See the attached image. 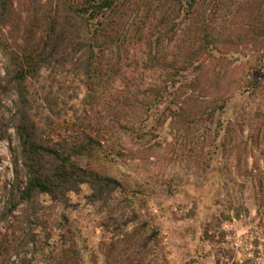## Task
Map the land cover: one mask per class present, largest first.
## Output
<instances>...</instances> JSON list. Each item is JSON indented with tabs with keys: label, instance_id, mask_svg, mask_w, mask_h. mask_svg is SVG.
<instances>
[{
	"label": "rangeland",
	"instance_id": "obj_1",
	"mask_svg": "<svg viewBox=\"0 0 264 264\" xmlns=\"http://www.w3.org/2000/svg\"><path fill=\"white\" fill-rule=\"evenodd\" d=\"M261 11L264 14V0ZM228 33L234 42H219L210 56L200 58V70L202 78L219 82L212 88L229 101L212 119L190 123L177 133L171 114L180 110L143 93L160 87L167 95L173 89L166 71L144 68L143 44H135L128 59L121 60L115 82L105 76L92 92L83 85L68 89L77 97L65 100L66 117L71 120L75 110L77 123L103 136L97 154L75 160L121 183L107 201H91L92 190L83 184L68 194L67 205L41 195L39 218L30 216L31 224L24 204L14 212L13 224L10 217L4 220L13 174L10 142L0 140V238L26 241L29 251L35 239L33 264H108L110 252L124 253L119 248L124 228H105L104 222L110 214L123 222L134 211L138 223L146 221L158 231L159 245L146 259L153 264H264V60H258L264 51L249 39L238 40L237 29L230 28L222 38ZM176 44L164 45L163 60H172ZM118 60L107 52L104 69ZM257 63L262 70L259 87L235 93L255 73ZM55 90L53 84L51 95ZM124 90L142 104H124ZM180 93L197 91L182 87ZM9 133L13 137V131ZM126 198L132 210L125 209ZM137 222H128L129 227Z\"/></svg>",
	"mask_w": 264,
	"mask_h": 264
},
{
	"label": "trees",
	"instance_id": "obj_2",
	"mask_svg": "<svg viewBox=\"0 0 264 264\" xmlns=\"http://www.w3.org/2000/svg\"><path fill=\"white\" fill-rule=\"evenodd\" d=\"M261 10L262 0H0V140L10 142L13 174L4 220L10 217L13 224L14 212L24 204L26 222L31 224L30 216L39 218L41 195L67 205L68 194L83 184H89L93 202L107 201L120 188L117 179L75 160L97 154L103 136L90 125L77 123L75 110L71 120L66 117L65 100L77 97L74 91L68 93L72 84L92 92L105 76L115 82L121 75V60L128 59L135 44H143L144 68L166 71L173 88L167 95L160 87L143 93L167 108L180 110L171 114V126L177 133L190 123L212 119L230 99L219 96L212 88L219 82L202 78L200 70V58L210 56L219 42H234L232 34L222 38L226 31L237 29L241 33L238 40L249 39L264 51ZM172 42H177V49L167 62L161 54L164 45ZM107 52L119 60L104 69ZM258 60L262 63L263 56ZM258 63L255 73L235 93L259 87L257 76L262 70ZM196 70L200 73L192 75ZM53 84L56 90L51 95ZM182 87L197 93L184 95ZM139 103L140 99L124 90V104L134 107ZM125 203V209L132 210L130 199ZM137 220L139 215L132 211L131 219L121 222L110 214L104 222L105 228H124L119 241L124 253L110 252L108 264H153L146 259L152 247L159 245L158 231ZM128 222L137 223L129 227ZM31 242L34 249L29 251L26 241L15 243L14 238L1 237L0 264H33L36 241ZM242 263L249 264L247 260Z\"/></svg>",
	"mask_w": 264,
	"mask_h": 264
}]
</instances>
